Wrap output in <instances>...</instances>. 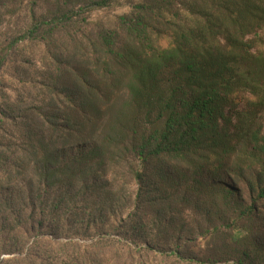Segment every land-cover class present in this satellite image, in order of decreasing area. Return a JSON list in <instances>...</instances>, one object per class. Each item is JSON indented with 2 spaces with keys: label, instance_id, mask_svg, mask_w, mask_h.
Wrapping results in <instances>:
<instances>
[{
  "label": "rangeland",
  "instance_id": "obj_1",
  "mask_svg": "<svg viewBox=\"0 0 264 264\" xmlns=\"http://www.w3.org/2000/svg\"><path fill=\"white\" fill-rule=\"evenodd\" d=\"M147 1L113 0L90 12L84 9L86 0H0V262L29 264L22 261L27 257L36 264H264V29L247 37L250 55L243 72L253 83L232 97L226 111L233 153L151 166L148 175L156 167L164 179L157 196L143 200V190L153 181L134 180L131 162L107 165L105 173L95 166L97 184L91 182L70 208L64 189L42 183L34 195L40 194L43 204L33 215L28 183L36 161L28 153L25 125L31 123L47 142L38 124L66 113L68 92L82 91L86 80L97 82L108 73L106 62L117 74L122 62L111 61L98 36L114 33L113 49L122 53L131 44L123 20L138 16L136 7ZM154 1L171 10L153 15L149 30L154 46L168 49L175 33L193 27L196 17L179 0ZM69 12L78 16L55 24ZM39 25L32 38L22 39ZM66 144L58 139L56 146ZM68 148L63 151L70 155L74 150ZM92 209L101 217L96 224L89 222ZM131 212L143 218L135 242L125 239L121 228ZM20 214L24 217L18 220ZM161 222L173 227L164 231ZM176 227L183 236L182 258L171 253V246H160L179 237Z\"/></svg>",
  "mask_w": 264,
  "mask_h": 264
},
{
  "label": "trees",
  "instance_id": "obj_2",
  "mask_svg": "<svg viewBox=\"0 0 264 264\" xmlns=\"http://www.w3.org/2000/svg\"><path fill=\"white\" fill-rule=\"evenodd\" d=\"M112 2L86 0L84 9L100 10ZM179 3L195 15L196 21L193 27L175 33L172 47H155L149 31L153 15L161 17L171 14V10L154 0L137 6L140 14L123 20L131 39L130 47L116 53L114 33L98 36V44L111 61L122 62L117 74L108 68L111 62H106L108 73L97 82L86 80L82 91L68 92L64 98L69 105L66 113L46 116L38 124L47 142L31 123L25 125L23 135L31 148L28 153L36 161L34 179L28 183L33 193L29 200L33 215L38 214L43 204L40 194L34 195L42 183L45 187L64 189L70 208V204L79 203L77 198L90 188L91 182L94 181L92 187L97 184L100 172L95 166L105 173L107 165L131 162L134 180L145 184L148 177L153 181L143 190V200L156 197L164 179L163 170L156 172V167L149 176L151 166L166 160L198 162L205 154L222 159L234 152L226 111L232 97L253 83L248 72H243L250 55L247 37L264 29V0H179ZM77 16V12H69L55 24L71 22ZM40 26L22 39L32 38ZM45 26L51 24H42ZM16 43L15 40L10 45ZM76 92L80 94L75 96ZM32 111L34 115L36 109L32 107ZM57 138L69 144L56 146ZM262 141L264 151V136ZM66 147L74 152L68 155L67 149L63 151ZM58 199L65 202L64 198ZM101 202L103 207H110L103 199ZM90 215L93 218L89 222L96 224L101 220L93 209ZM23 217L20 214L18 220ZM121 222L125 239L135 242L142 235L136 233L142 217L131 212ZM171 224L161 222L159 226L168 232ZM173 231L179 237L160 246H171V253L182 258L179 243L183 236L178 227ZM22 261L36 264L27 257Z\"/></svg>",
  "mask_w": 264,
  "mask_h": 264
}]
</instances>
